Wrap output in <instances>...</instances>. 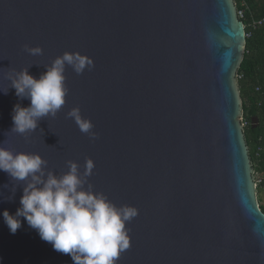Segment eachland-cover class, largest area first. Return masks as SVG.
<instances>
[{
    "label": "water",
    "instance_id": "obj_1",
    "mask_svg": "<svg viewBox=\"0 0 264 264\" xmlns=\"http://www.w3.org/2000/svg\"><path fill=\"white\" fill-rule=\"evenodd\" d=\"M234 0H0V146L39 153L57 174L67 161L116 206L130 247L116 264H264V213L243 138L236 75L245 31ZM25 46L40 47L31 55ZM65 52L92 59L65 70L66 103L24 135L13 106L27 107L7 76L35 78ZM91 120L95 141L67 113ZM0 171V213H15L22 185ZM8 184V188L4 185ZM22 220L0 215V264H73Z\"/></svg>",
    "mask_w": 264,
    "mask_h": 264
},
{
    "label": "clouds",
    "instance_id": "obj_2",
    "mask_svg": "<svg viewBox=\"0 0 264 264\" xmlns=\"http://www.w3.org/2000/svg\"><path fill=\"white\" fill-rule=\"evenodd\" d=\"M25 51L31 55L43 53L40 47L25 46ZM67 66L82 74L95 65L79 53L65 52L45 66L46 72L38 79L29 73V67L13 70L7 76L15 95L20 100H30L27 107L20 103L13 106L11 131L24 135L35 131L42 118L56 116L66 103ZM8 91L9 88L0 90L5 95ZM67 117L74 119L91 140L98 138L94 124L82 117L78 107L72 108ZM47 165L39 153L13 152L0 146V171L16 182L11 195L4 199L13 200L16 186L23 187L15 213L7 209L0 213L10 233L15 234L22 227L23 218L41 240L50 243L54 251L70 256L73 264H116L120 253L130 247L126 223L137 215V210L118 207L105 194L94 190L89 182L94 168L90 158L86 159L84 171L72 160L67 161V171L61 174Z\"/></svg>",
    "mask_w": 264,
    "mask_h": 264
},
{
    "label": "trees",
    "instance_id": "obj_3",
    "mask_svg": "<svg viewBox=\"0 0 264 264\" xmlns=\"http://www.w3.org/2000/svg\"><path fill=\"white\" fill-rule=\"evenodd\" d=\"M234 2L237 9L244 10L241 21L246 35L236 79L242 133L253 176H259L264 175V0H243V6L240 0ZM259 180L256 190L264 187V180Z\"/></svg>",
    "mask_w": 264,
    "mask_h": 264
},
{
    "label": "built area",
    "instance_id": "obj_4",
    "mask_svg": "<svg viewBox=\"0 0 264 264\" xmlns=\"http://www.w3.org/2000/svg\"><path fill=\"white\" fill-rule=\"evenodd\" d=\"M240 5L241 6H243L244 5V2H243V0H240ZM236 15H237V17H238V19H242L243 18V16H244V10L243 9H236ZM259 23V22H258ZM246 36V35H245ZM236 78H238V76L236 75ZM241 125L243 126V123L241 122ZM260 180H259V178H258V176H257V178L256 179H254V185L256 186L257 185V183L259 182Z\"/></svg>",
    "mask_w": 264,
    "mask_h": 264
},
{
    "label": "rangeland",
    "instance_id": "obj_5",
    "mask_svg": "<svg viewBox=\"0 0 264 264\" xmlns=\"http://www.w3.org/2000/svg\"><path fill=\"white\" fill-rule=\"evenodd\" d=\"M257 176H254V179H256ZM264 192L262 193L260 189H257L256 190V197H257V201H258V204L260 205L262 211L264 212V204L262 202V199H264Z\"/></svg>",
    "mask_w": 264,
    "mask_h": 264
},
{
    "label": "crops",
    "instance_id": "obj_6",
    "mask_svg": "<svg viewBox=\"0 0 264 264\" xmlns=\"http://www.w3.org/2000/svg\"><path fill=\"white\" fill-rule=\"evenodd\" d=\"M258 178L264 180V175H259ZM259 189L261 190L262 193L264 192V187H260ZM262 197H263V196H262ZM263 198H264V197H263ZM262 202H263V204H264V199H262Z\"/></svg>",
    "mask_w": 264,
    "mask_h": 264
}]
</instances>
